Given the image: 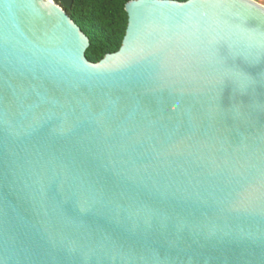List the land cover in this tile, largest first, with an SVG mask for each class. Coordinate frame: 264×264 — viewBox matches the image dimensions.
I'll return each mask as SVG.
<instances>
[{
    "label": "water",
    "instance_id": "water-1",
    "mask_svg": "<svg viewBox=\"0 0 264 264\" xmlns=\"http://www.w3.org/2000/svg\"><path fill=\"white\" fill-rule=\"evenodd\" d=\"M62 6L0 0V264H264V5L130 1L98 63Z\"/></svg>",
    "mask_w": 264,
    "mask_h": 264
},
{
    "label": "trees",
    "instance_id": "trees-1",
    "mask_svg": "<svg viewBox=\"0 0 264 264\" xmlns=\"http://www.w3.org/2000/svg\"><path fill=\"white\" fill-rule=\"evenodd\" d=\"M54 1L62 6L61 0ZM130 1L133 0H74L72 8L62 6L89 38L87 59L90 62L98 63L120 50L128 26L125 6Z\"/></svg>",
    "mask_w": 264,
    "mask_h": 264
},
{
    "label": "crops",
    "instance_id": "crops-1",
    "mask_svg": "<svg viewBox=\"0 0 264 264\" xmlns=\"http://www.w3.org/2000/svg\"><path fill=\"white\" fill-rule=\"evenodd\" d=\"M255 1H257V2H259L260 4L264 5L262 2H260V0H255Z\"/></svg>",
    "mask_w": 264,
    "mask_h": 264
},
{
    "label": "rangeland",
    "instance_id": "rangeland-1",
    "mask_svg": "<svg viewBox=\"0 0 264 264\" xmlns=\"http://www.w3.org/2000/svg\"><path fill=\"white\" fill-rule=\"evenodd\" d=\"M260 2H262L264 4V0H260Z\"/></svg>",
    "mask_w": 264,
    "mask_h": 264
},
{
    "label": "built area",
    "instance_id": "built-area-1",
    "mask_svg": "<svg viewBox=\"0 0 264 264\" xmlns=\"http://www.w3.org/2000/svg\"><path fill=\"white\" fill-rule=\"evenodd\" d=\"M54 1V0H53Z\"/></svg>",
    "mask_w": 264,
    "mask_h": 264
}]
</instances>
